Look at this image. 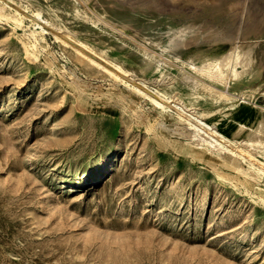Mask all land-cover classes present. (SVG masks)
Instances as JSON below:
<instances>
[{
    "label": "rangeland",
    "instance_id": "rangeland-1",
    "mask_svg": "<svg viewBox=\"0 0 264 264\" xmlns=\"http://www.w3.org/2000/svg\"><path fill=\"white\" fill-rule=\"evenodd\" d=\"M0 4V264H264V152L214 123L264 116V0Z\"/></svg>",
    "mask_w": 264,
    "mask_h": 264
},
{
    "label": "bare ground",
    "instance_id": "bare-ground-1",
    "mask_svg": "<svg viewBox=\"0 0 264 264\" xmlns=\"http://www.w3.org/2000/svg\"><path fill=\"white\" fill-rule=\"evenodd\" d=\"M4 7H5L4 4L3 5L0 4V12L5 11ZM131 13L135 14V12H131ZM75 14H79L78 8L75 9ZM77 51L79 53H81V51L79 49ZM84 57L89 62H94L91 58V55L85 54ZM145 59H148V58L146 57ZM254 59H255V57L253 54L250 53V50L245 51L244 53L241 50H235V51L227 52L218 58H207V57H205V58H202L201 60H199L198 62L191 61V62H186V63L190 69L199 70L200 74H207V75H209L211 80H214V79L217 80V79L225 78L224 76L228 71L231 72L233 75L238 76L236 64L237 63H240V64L244 63L245 64V65H243L244 67H249L253 64ZM157 66L159 68L160 64H158ZM117 68L119 70H121V72L123 74H126L127 70H124L120 66H118ZM111 71H112V73H116L114 70H111ZM183 80L185 82L190 83L192 85L191 88H193L195 90L207 92L209 94H214V95H216V97H219V98H226V96H227L225 92H220L216 88L207 87V86H198V84L196 82L197 80H195L191 76H184ZM201 85H204V84H201ZM150 97H151V95H150ZM153 100L158 106H162V107L164 106L163 105L164 100L162 98H159L156 95V93L153 96ZM164 114L167 115V113H165V112H164ZM169 117H172V116L169 115ZM203 117H204L203 115L197 114V116L194 119H196V122H198L201 126H204L206 129L216 132L215 130H213V127L211 125L202 121ZM239 125L243 129L247 130L246 138L248 139V142H249L248 146L251 148H255L257 145L261 149V151L264 152V116H260L257 124H255V125L245 124V123H240ZM235 134L236 133H233L229 136H233ZM220 137L223 138V135L220 134ZM203 141H205L210 146L213 145L216 148H220L222 151L226 150V148L221 144V141L216 139V138H211V137L209 139L203 138ZM191 150L195 154L206 158L208 161H210L214 164H217V163L223 164L225 166L235 168V169H237V171H239L237 167L233 166L230 163L229 157H224V156L212 154V152H210L207 147H204V146L192 147Z\"/></svg>",
    "mask_w": 264,
    "mask_h": 264
},
{
    "label": "crops",
    "instance_id": "crops-1",
    "mask_svg": "<svg viewBox=\"0 0 264 264\" xmlns=\"http://www.w3.org/2000/svg\"><path fill=\"white\" fill-rule=\"evenodd\" d=\"M261 116V111L253 107L252 109L240 113H233L232 115L221 116L215 118L214 123L222 130V132L229 134L237 130L240 123L255 125ZM236 127L234 128V126Z\"/></svg>",
    "mask_w": 264,
    "mask_h": 264
}]
</instances>
